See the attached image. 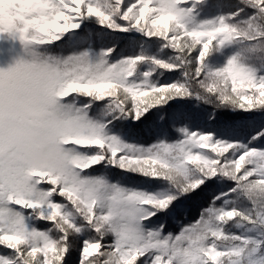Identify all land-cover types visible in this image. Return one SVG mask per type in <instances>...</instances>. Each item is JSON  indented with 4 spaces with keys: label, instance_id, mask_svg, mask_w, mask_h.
Returning <instances> with one entry per match:
<instances>
[{
    "label": "snow or ice",
    "instance_id": "obj_1",
    "mask_svg": "<svg viewBox=\"0 0 264 264\" xmlns=\"http://www.w3.org/2000/svg\"><path fill=\"white\" fill-rule=\"evenodd\" d=\"M5 34L0 264H264V0H0Z\"/></svg>",
    "mask_w": 264,
    "mask_h": 264
},
{
    "label": "trees",
    "instance_id": "obj_2",
    "mask_svg": "<svg viewBox=\"0 0 264 264\" xmlns=\"http://www.w3.org/2000/svg\"><path fill=\"white\" fill-rule=\"evenodd\" d=\"M20 59H29L20 42L7 34L0 36V70H7L15 66V63ZM195 215L193 210L189 219L194 218Z\"/></svg>",
    "mask_w": 264,
    "mask_h": 264
},
{
    "label": "clouds",
    "instance_id": "obj_3",
    "mask_svg": "<svg viewBox=\"0 0 264 264\" xmlns=\"http://www.w3.org/2000/svg\"><path fill=\"white\" fill-rule=\"evenodd\" d=\"M39 147L29 157V162L35 167H41L55 156V149L48 144L40 143Z\"/></svg>",
    "mask_w": 264,
    "mask_h": 264
}]
</instances>
